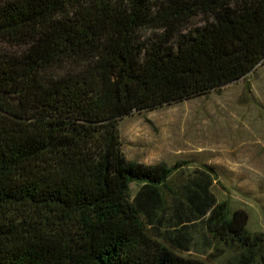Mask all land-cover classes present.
Segmentation results:
<instances>
[{"label":"trees","instance_id":"16d2710c","mask_svg":"<svg viewBox=\"0 0 264 264\" xmlns=\"http://www.w3.org/2000/svg\"><path fill=\"white\" fill-rule=\"evenodd\" d=\"M259 63L264 0H0V264H206L146 231L188 251L197 223L230 264H264L212 171L173 190L175 166L125 160L117 129Z\"/></svg>","mask_w":264,"mask_h":264},{"label":"rangeland","instance_id":"374dc122","mask_svg":"<svg viewBox=\"0 0 264 264\" xmlns=\"http://www.w3.org/2000/svg\"><path fill=\"white\" fill-rule=\"evenodd\" d=\"M192 24L200 26L201 19H194ZM139 35L144 41L153 37L144 30ZM117 129L125 160L175 166L168 181L173 190L186 184L194 171H212L209 191L215 201L226 202L229 214L243 210L245 229L264 235L263 64L202 95L123 116L117 120ZM137 187L129 183V198ZM146 231L178 256L206 264H230L232 252L220 245L206 246L199 223L191 231L188 251L170 246L159 235L161 228L146 226Z\"/></svg>","mask_w":264,"mask_h":264}]
</instances>
